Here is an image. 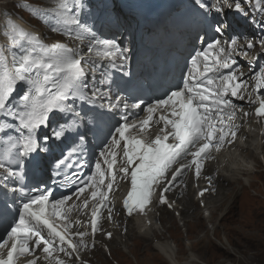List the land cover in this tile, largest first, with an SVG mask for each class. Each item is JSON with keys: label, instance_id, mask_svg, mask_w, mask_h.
I'll use <instances>...</instances> for the list:
<instances>
[{"label": "snow or ice", "instance_id": "obj_1", "mask_svg": "<svg viewBox=\"0 0 264 264\" xmlns=\"http://www.w3.org/2000/svg\"><path fill=\"white\" fill-rule=\"evenodd\" d=\"M192 4L195 11L218 17L210 24L211 42L190 56L186 64L188 71L180 77L182 86H169L162 97L143 108V100L130 103L118 93L113 94L110 88L94 82L97 61H109V67L116 68L118 60L123 70L128 49H120L112 40L98 38L87 27L82 21L83 0H53L51 6L13 5L43 22L52 33L87 42V51L62 42L46 44L42 34L26 30L12 19L7 20L4 35L9 45L0 47V136L6 137L2 141L0 170L6 174L5 181H11L5 182L3 187L14 196L19 194V206H15L14 199L12 220L5 229V236L0 237V264H17L21 257H32L26 264H37L40 259L35 255L37 249L48 264L53 260L54 264H65L58 256L54 257V253L68 257L75 254L76 260H80L79 252L88 245L84 241L86 233L70 232L68 201L73 195L77 200L84 197L77 207L89 209L91 205L90 227L94 236L118 174L131 184L122 201L124 214L147 217L156 203L157 191L159 205L171 208L165 193L181 183L179 178L186 171H194L198 179L212 152H219L225 144L236 140L240 126L233 121L240 105L234 100L245 98L247 85L236 75L239 69L226 74L221 71L232 69L236 63L232 54L237 49V39L230 38L225 48L217 37H222L229 28L227 20L223 19L226 9L245 17L249 12L233 0H215L211 4L209 0H192ZM257 4L264 5V0H257ZM256 11H264V7H257ZM200 38L197 33L194 39ZM256 43L264 49V38ZM254 47L253 41L246 42L247 49ZM243 55L247 56V51ZM253 79L258 92L264 87V71L256 73ZM18 86L23 91L15 95ZM249 102L258 104L254 114L258 119L264 118V96L257 94L254 100L249 97ZM138 109L145 113L143 118L135 112ZM157 112L163 127L155 138L148 139L144 133ZM89 113L95 114L92 121L86 120ZM129 113L137 118H130ZM243 115L247 117L249 113ZM52 117H57V123L52 127L51 136H41V130L49 127ZM105 117L109 121L119 119L108 128L100 159L91 174L79 180L74 193L51 199V193L39 186L28 189L15 186L17 169L27 167L30 162L39 168L45 162L41 153L46 150L39 141L43 144L50 140L62 141L70 133L84 140L85 132L93 131L89 124L98 126ZM81 127L84 132L80 131ZM121 142L122 156L118 160L116 149L121 147ZM72 151L74 154L75 149ZM74 166L70 155L55 162L57 170ZM204 191L199 195L203 196ZM108 219H112L111 208ZM73 237L77 239L74 241ZM106 238H111V233H106Z\"/></svg>", "mask_w": 264, "mask_h": 264}, {"label": "rangeland", "instance_id": "obj_2", "mask_svg": "<svg viewBox=\"0 0 264 264\" xmlns=\"http://www.w3.org/2000/svg\"><path fill=\"white\" fill-rule=\"evenodd\" d=\"M10 2L12 0H0V4L8 5L9 8L12 7ZM21 13V10H18L14 15H23L25 21H29L28 16ZM245 175L242 177L245 178ZM252 176L256 182L255 188L244 189L245 191L242 192L238 191L236 185L225 187L222 184L223 206H220V203H215L216 199L213 206L217 205V209L220 211L215 214L214 210L216 209L210 210L209 205L208 208L214 217L212 220H208L202 216V219H199V224L203 228L196 224L197 219L192 214L195 208L190 211V214H187L188 218H191L189 219L191 224L187 228H181L179 224L176 227V222L172 225L174 229H169L171 242L173 243L176 237L180 242V246L174 243L176 246L175 250L173 248L174 252H179L176 262L179 264H264V200L258 197V195L264 196V174L255 173ZM240 181H242V187L245 188L254 185L248 178ZM248 184L250 185L248 186ZM227 190L228 192H226ZM229 206L232 210L228 214V218L224 220ZM198 215L201 217L200 213ZM166 216L167 214L164 217ZM222 216L221 222H216ZM171 217L173 218V215ZM171 217L165 219H168L167 224H171ZM163 221L164 219H162V223H164ZM134 230L132 227L130 235L118 242L119 249L113 250L114 253H117L115 256H111V259L106 256L102 257L96 264H172L162 254L153 250V241H142L140 244L134 245L135 236L131 234ZM211 231H215L216 239L210 234ZM191 251L193 254L190 253Z\"/></svg>", "mask_w": 264, "mask_h": 264}, {"label": "bare ground", "instance_id": "obj_3", "mask_svg": "<svg viewBox=\"0 0 264 264\" xmlns=\"http://www.w3.org/2000/svg\"><path fill=\"white\" fill-rule=\"evenodd\" d=\"M7 24V22L5 23V25ZM7 31V30H6ZM5 31V32H6ZM5 32H3V34L0 36V47H5V44H8L9 43V41L7 40V37L4 35V33ZM261 149L260 148H257V149H255V151L256 152H259ZM261 155L262 156H264V154L263 153H258V154H253L250 158H251V164H248L247 166H246V168H244V169H241L239 166H240V161L238 162V164L234 167V168H232L230 171H228V175H227V177H224V179H225V181H227L228 183H230V182H236L237 180H243V179H245V178H240L241 176H244L245 174L246 175H249V174H251V172H252V167L253 168H257V165L259 164V161H260V157H261ZM245 184V183H244ZM230 186L232 185V184H229ZM250 184H248V186H249ZM225 190H226V188H225ZM223 192V191H222ZM226 192H228V190L226 191ZM225 194V193H224ZM233 194V193H232ZM219 196H220V198H219ZM223 196V194L221 193V194H219L218 195V198H216L217 200L215 201V203H220V206L222 205L223 206V204H222V199L223 198H221ZM229 197V196H228ZM213 202L214 201H212V202H209V205H210V210L212 209V210H214V209H216V210H214V213L216 212V211H218V209H217V205H215V206H213ZM185 205H186V208H187V211L185 212V213H183V219L185 220V223L187 224V226H189L190 224H191V222H190V220L189 219H191V218H188V215L187 214H189L190 213V211L192 210V201L191 202H189V201H186V203H185ZM219 207V206H218ZM226 207V206H225ZM221 209V208H220ZM208 210H209V208H208ZM209 210V211H210ZM211 212V211H210ZM193 214L195 215H193L196 219H197V226H199L200 228H203V227H201L200 226V224H199V219L201 218L198 214L199 213H197V212H193ZM202 214V213H201ZM214 215L212 214V217H213ZM168 220V219H167ZM167 220H165L164 219V223H162V219L159 221V222H157V218H156V225L158 226V225H161L162 226V230H153V231H151V230H148L147 232H145V233H143V234H141V233H138V235H139V237L140 238H151L152 240L151 241H153V242H155V241H157V243L156 244H154L153 245V250H155V251H157V252H159L160 254H162L163 256H164V258H166V259H168L170 262L169 263H172V264H179L178 262H176L177 260H176V258H178V253L179 252H177V253H175L174 252V250H175V248H176V246L174 245V243L175 244H177V245H179L180 246V242L178 241V239H177V237L176 236H174V237H176L175 238V241H173V243L171 242V240H172V238L170 237V235H171V233H170V230H169V228H167L166 226H165V224H167L168 223V221ZM209 220V219H208ZM176 221L175 220H173V219H171V221H170V223H171V225H174V223H175ZM204 226V225H203ZM132 227L136 230H138V225L136 224V223H134V222H131V225H130V227H129V229H128V231H127V235L128 234H130V231H131V229H132ZM164 236H167V237H164ZM155 240V241H154ZM172 245V246H171ZM116 248V241H112V245H111V248H110V250H111V253H112V256H115L117 253L115 252L114 253V249ZM173 248H174V250H173ZM193 248V247H192ZM188 249V248H187ZM190 251V250H189ZM129 252H131L130 250H129ZM185 253V252H184ZM191 254H193L192 253V251L190 252ZM134 255V254H133ZM136 258H137V256L136 255H134ZM114 259H115V257H113ZM140 258V257H139ZM190 259V258H189ZM191 261H192V259H190Z\"/></svg>", "mask_w": 264, "mask_h": 264}]
</instances>
